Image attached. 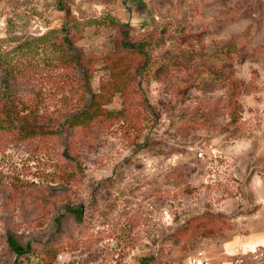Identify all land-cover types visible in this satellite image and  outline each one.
I'll return each instance as SVG.
<instances>
[{
	"label": "rangeland",
	"instance_id": "obj_1",
	"mask_svg": "<svg viewBox=\"0 0 264 264\" xmlns=\"http://www.w3.org/2000/svg\"><path fill=\"white\" fill-rule=\"evenodd\" d=\"M62 2L0 0V264H264V0Z\"/></svg>",
	"mask_w": 264,
	"mask_h": 264
},
{
	"label": "trees",
	"instance_id": "obj_2",
	"mask_svg": "<svg viewBox=\"0 0 264 264\" xmlns=\"http://www.w3.org/2000/svg\"><path fill=\"white\" fill-rule=\"evenodd\" d=\"M62 3H63L62 0H58V7L63 12L65 18L68 20L70 16V12L67 8L63 6ZM69 26H68V22H66L64 26L61 28V33L63 35L62 42L68 49H70V51H72V42L69 38V30H70ZM115 26L118 27L119 25L115 24ZM119 48L123 53L122 59L117 57H111V58H106L104 62L112 75L126 76L128 80L133 81L138 77L140 69L142 67L144 68L145 65L147 64L146 61L143 60L144 62L142 65L141 64L136 65V59L139 57L145 58V56L140 50H138L134 45L130 43H125L123 41H120ZM73 54L75 61H77L76 63H80L81 58L79 54L75 50ZM4 62H5V58L0 56V66L3 65ZM130 88L131 87H129L128 89L130 90ZM123 93L124 91L122 92V94ZM121 117H124L123 110L118 112H111L91 103L88 106L84 107L82 111L77 113L75 116H72L71 118L67 119L65 123L62 124V126H67L69 130L77 129V128L85 129L96 124L98 120H111ZM16 131H17V135H21L22 139H28L34 136H40L47 132L52 133L50 132L51 131L50 126L40 125V124L33 125L25 129L18 128L16 129ZM71 213L75 216L76 219L81 218V214L78 210L71 211ZM194 220L192 223L189 222L187 227H190L191 225L192 228V225H194L195 223ZM211 222H212V227H214L216 223H214V220L212 219ZM7 243L11 251L16 256L18 257L28 256V253L30 251L29 248H23L19 246L13 238L9 237Z\"/></svg>",
	"mask_w": 264,
	"mask_h": 264
},
{
	"label": "built area",
	"instance_id": "obj_3",
	"mask_svg": "<svg viewBox=\"0 0 264 264\" xmlns=\"http://www.w3.org/2000/svg\"><path fill=\"white\" fill-rule=\"evenodd\" d=\"M201 156V155H200ZM192 264H202V262L200 260L194 259L192 261Z\"/></svg>",
	"mask_w": 264,
	"mask_h": 264
}]
</instances>
